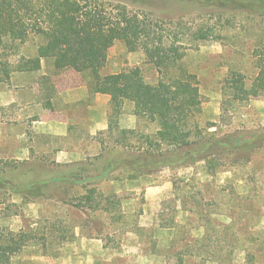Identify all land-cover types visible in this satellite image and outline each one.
<instances>
[{
	"label": "rangeland",
	"instance_id": "rangeland-1",
	"mask_svg": "<svg viewBox=\"0 0 264 264\" xmlns=\"http://www.w3.org/2000/svg\"><path fill=\"white\" fill-rule=\"evenodd\" d=\"M96 1L125 6L182 46L201 107L192 119L193 145L179 151L197 152L217 139L224 145L207 154L210 163L199 157L192 165L158 166L159 155L174 148L158 146L156 124L137 118L129 101L109 130L110 98L90 85L135 68L145 83L159 80L124 36L93 73L56 70L50 58L37 71L19 72L21 58H34L44 43L39 37L0 47L10 66L7 81L0 72V177L16 189L48 182L36 199L0 190V238L28 234L8 264H264V97L228 98L232 73L247 85L256 76L251 52L264 44V12L250 0ZM80 85L87 102L64 103L61 96H79ZM44 119L58 125L56 134L42 135ZM65 121L69 130L61 135ZM91 121L90 135L84 129ZM249 135L263 143L250 151L226 147ZM107 206L110 213L100 209Z\"/></svg>",
	"mask_w": 264,
	"mask_h": 264
},
{
	"label": "trees",
	"instance_id": "trees-1",
	"mask_svg": "<svg viewBox=\"0 0 264 264\" xmlns=\"http://www.w3.org/2000/svg\"><path fill=\"white\" fill-rule=\"evenodd\" d=\"M247 5L264 12V0H250ZM153 28L147 20L136 14L130 15L121 4H98L96 0H0L2 49L11 50L16 43L22 45L30 36L44 40L34 58H21L17 68L19 72L37 71L41 60L50 58L56 70L93 73L104 66L108 50L120 36L127 39L130 51L141 49L147 62L159 75L156 84L145 83L140 70L135 68L129 74H111L96 79L90 85L93 93L110 98L109 130L114 116L121 112L123 103L129 101L137 118L156 124L158 146L174 148L159 155L158 166L174 168L192 165L199 161V157L210 163L208 158L212 155L207 154L224 145L220 139L206 143L204 149L197 152L179 151L190 149L193 145L190 139L196 127L192 119L201 107L198 81L195 74L189 73L183 66L185 55L181 51L182 46L164 41ZM251 57L257 73L249 85L239 73H232L230 77L228 98L236 103L264 97V44L255 47ZM0 72L4 75L1 81H7L10 66L3 61L1 52ZM261 143L263 141L258 135H249L240 145L228 139L226 147L229 150L250 151ZM203 153L205 155H201ZM115 163L117 161L112 165ZM47 185L48 182H33L16 189L9 180L0 177V190L11 189L30 199L40 197ZM100 209L111 211L108 206ZM24 238H28V234L5 232L0 238V264L9 263L24 245ZM249 258L254 262L256 253Z\"/></svg>",
	"mask_w": 264,
	"mask_h": 264
},
{
	"label": "crops",
	"instance_id": "crops-1",
	"mask_svg": "<svg viewBox=\"0 0 264 264\" xmlns=\"http://www.w3.org/2000/svg\"><path fill=\"white\" fill-rule=\"evenodd\" d=\"M47 59V58H46ZM43 60V59H42ZM54 67V65H53ZM77 92L79 93V96L75 95V96H70V91H68L67 93L63 94L61 96V99L64 103L69 104V103H80L79 101H86L88 99V91H87V87L80 85L79 88H77ZM83 98H85V100H83ZM87 102V101H86ZM87 105V103H85ZM91 109V108H90ZM46 110L49 114H53L50 110H51V104L49 101L46 102ZM40 123H42L43 126H41V133L43 136H47V135H54L56 133H54L57 130V124L53 123L52 121H49L48 119H44L43 121H41ZM69 123H67V121H65V123H63V125L60 126L61 129V135H66L68 133L69 130ZM78 128V127H77ZM93 124L92 121L89 123V126L87 128L84 129V132L87 133L89 132V134H92L93 131Z\"/></svg>",
	"mask_w": 264,
	"mask_h": 264
}]
</instances>
